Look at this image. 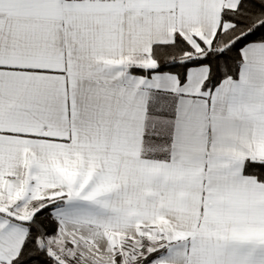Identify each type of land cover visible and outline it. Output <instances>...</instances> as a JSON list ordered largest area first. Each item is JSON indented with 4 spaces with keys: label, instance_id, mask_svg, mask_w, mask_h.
Listing matches in <instances>:
<instances>
[{
    "label": "snow or ice",
    "instance_id": "snow-or-ice-1",
    "mask_svg": "<svg viewBox=\"0 0 264 264\" xmlns=\"http://www.w3.org/2000/svg\"><path fill=\"white\" fill-rule=\"evenodd\" d=\"M0 264H264V0H0Z\"/></svg>",
    "mask_w": 264,
    "mask_h": 264
}]
</instances>
